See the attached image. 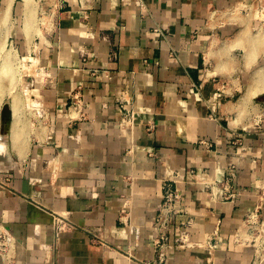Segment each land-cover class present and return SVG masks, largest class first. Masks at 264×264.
<instances>
[{
	"label": "crops",
	"instance_id": "0c3cea01",
	"mask_svg": "<svg viewBox=\"0 0 264 264\" xmlns=\"http://www.w3.org/2000/svg\"><path fill=\"white\" fill-rule=\"evenodd\" d=\"M263 9L46 0L31 89L41 114L18 137L11 116L0 143V264H156L165 182L180 198L163 264H264Z\"/></svg>",
	"mask_w": 264,
	"mask_h": 264
},
{
	"label": "rangeland",
	"instance_id": "374dc122",
	"mask_svg": "<svg viewBox=\"0 0 264 264\" xmlns=\"http://www.w3.org/2000/svg\"><path fill=\"white\" fill-rule=\"evenodd\" d=\"M45 1L46 0L31 1L33 19L25 25L23 22L24 10H21L24 0L12 1L13 3L7 15L8 19L5 17L6 20L3 19V11L5 8L4 0H0V33L3 34L0 35V70L3 64L7 62L10 66L7 63L5 66L7 65V68L8 66L12 68L11 76H13V78H11V76L7 74L4 75L3 78H0V110L3 104H9L12 108L11 105H13L14 102L12 99L17 96L16 98L19 100L15 99L19 101V103L16 102L19 109L16 108L17 112H14L15 110L13 112L14 114L16 113L15 115H18L15 116L12 114L11 110L13 120L18 117V123H16L14 128L16 131L13 129L16 136L21 135V132L26 128L29 130V128L34 126V119L32 118L37 114L35 108L36 100L31 93L35 75L38 73L35 58L36 39L34 37V32L39 30L38 27L39 24H41L40 21H42V19H40V10ZM261 13H264V9L261 10ZM1 20L5 21L3 22ZM27 31L28 33H25ZM2 40H4V48L1 47ZM5 48H10V52L5 53ZM14 94H16V96ZM8 135L9 131L7 136Z\"/></svg>",
	"mask_w": 264,
	"mask_h": 264
},
{
	"label": "built area",
	"instance_id": "2783aa9c",
	"mask_svg": "<svg viewBox=\"0 0 264 264\" xmlns=\"http://www.w3.org/2000/svg\"><path fill=\"white\" fill-rule=\"evenodd\" d=\"M80 4L84 7L91 4L92 0H79ZM36 113L39 116L41 114V110L39 109L37 103H35ZM121 117L119 120V125L125 130H130L133 123V113L132 110L128 109L125 104L121 106ZM131 149V146H129ZM180 198V192L176 185H172L171 182H165L163 185V191L161 195V201L159 206V211L155 215L153 219V245L154 250L157 254V263L163 264L166 256H167V248L169 245V232H170V223L177 212L176 205ZM259 206H253L246 215V224L247 227L252 231L255 241L257 237L260 236L261 230L257 227L259 221ZM184 232L179 234V241L183 244L184 240ZM0 246L1 248H5L7 246V238L2 231H0Z\"/></svg>",
	"mask_w": 264,
	"mask_h": 264
},
{
	"label": "bare ground",
	"instance_id": "6f19581e",
	"mask_svg": "<svg viewBox=\"0 0 264 264\" xmlns=\"http://www.w3.org/2000/svg\"><path fill=\"white\" fill-rule=\"evenodd\" d=\"M12 1H13V0H6V1H5V8H4V11H3V17H4L3 19H5V20H6V18L8 19L7 15H8V13H9V9H10V7H11V3H12ZM31 1H32V0H31ZM31 1H30V0H24V6H25V7H24V17H23L24 19H23V22H24L25 25H27V23H28V22H31V20L33 19V8L31 7V5H32ZM5 17H6V18H5ZM5 20H4V21H5ZM1 21H3V20H1ZM4 21H3V22H4ZM3 22H2V23H3ZM0 35H3V34L0 33ZM4 35H5V34H4ZM1 44H2L1 47L4 48V40H2ZM9 52H10V48H5V53H9ZM7 60H8V59H7ZM6 63H7V62H6ZM6 63H5V64H6ZM5 64H3V67H2L1 70H0V78H1V77L3 78V76H4V75H7V74H9V75L11 76V69H12V68L9 67L10 65H9L8 63H7V64H8L9 66H8V68H7V65L5 66ZM12 67H13V66H12ZM6 68H7V69H6ZM13 72H14V71H13ZM259 76H260V74L256 73V74L254 75V77L252 78V87H253V86H256L257 81H258V77H259ZM11 78H13V76H11ZM4 79H5V77H4ZM12 80H13V79H12ZM1 82H2V81H1ZM5 82H6V81H5ZM11 82H12V81H11ZM11 82H10V83H11ZM2 83H3V82H2ZM9 90H10V89H9ZM14 95L16 96V94H14ZM16 97H17V96H16ZM16 97H14V99H12V100L14 101V102L12 101V102H13V105H11V106H12V108H11V110H12V114H14V112H17V109H16V108H18L16 102L19 103V101H18L19 99L16 98ZM15 98L18 99V100L16 101ZM12 102H11V103H12ZM18 109H19V108H18ZM14 110H15V111H14ZM13 111H14V112H13ZM15 114H16V113H15ZM15 114H14V115H15ZM17 115H18V114H17ZM17 115H15V116H17ZM15 116H14V117H15ZM16 119H17V120H16ZM16 119L13 120V129L15 128L16 123H18V117H16ZM13 129H12V130H13ZM12 130H11V131H12ZM14 131H15V130H14ZM13 134H14V133H13ZM13 134H12V135H13ZM17 137H18V135H17ZM17 137H16V138H17ZM14 139H15V137H14ZM16 140H17V139H16Z\"/></svg>",
	"mask_w": 264,
	"mask_h": 264
},
{
	"label": "water",
	"instance_id": "95a60500",
	"mask_svg": "<svg viewBox=\"0 0 264 264\" xmlns=\"http://www.w3.org/2000/svg\"><path fill=\"white\" fill-rule=\"evenodd\" d=\"M11 121V107L9 104H3L0 110V143L4 144L7 141L9 124Z\"/></svg>",
	"mask_w": 264,
	"mask_h": 264
}]
</instances>
